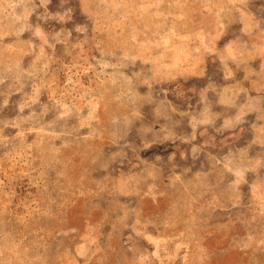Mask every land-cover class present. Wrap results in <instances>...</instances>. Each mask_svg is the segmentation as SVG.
Returning a JSON list of instances; mask_svg holds the SVG:
<instances>
[{
  "label": "rangeland",
  "instance_id": "obj_1",
  "mask_svg": "<svg viewBox=\"0 0 264 264\" xmlns=\"http://www.w3.org/2000/svg\"><path fill=\"white\" fill-rule=\"evenodd\" d=\"M229 45L264 0H0V264H264V75L196 57Z\"/></svg>",
  "mask_w": 264,
  "mask_h": 264
},
{
  "label": "crops",
  "instance_id": "obj_2",
  "mask_svg": "<svg viewBox=\"0 0 264 264\" xmlns=\"http://www.w3.org/2000/svg\"><path fill=\"white\" fill-rule=\"evenodd\" d=\"M229 49H230V45H229V48L226 49V51L224 52L222 51L217 52L215 51L216 49H212L209 51L201 50L200 54L197 51L196 57H204L208 55V56H214L215 58L216 57L220 58L222 72L226 79L235 80V77H232V76H234L237 73H241L242 75H250L253 73L264 75V53H257V55L255 54V56H251V54L249 55L248 52L244 51L242 55L237 56L235 51H232ZM180 53L182 54V52ZM173 56H176V55H173ZM240 59H243V60H240ZM257 63H259V69L258 70L252 69V65L257 64ZM241 64H243L244 70L237 71L236 70L237 65H241ZM189 72H190V69L182 67L181 73L187 74ZM259 80H262L264 82V78L259 79ZM259 80L256 79L255 82H258ZM230 89H232V87H229L227 89L228 94H230L229 93ZM232 90H234L232 93L235 94V89H232Z\"/></svg>",
  "mask_w": 264,
  "mask_h": 264
}]
</instances>
